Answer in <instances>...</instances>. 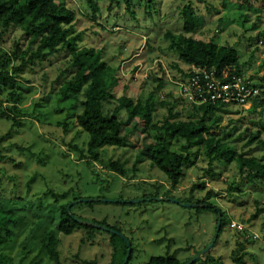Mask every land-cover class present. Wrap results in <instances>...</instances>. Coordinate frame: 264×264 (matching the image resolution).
Returning <instances> with one entry per match:
<instances>
[{
    "label": "rangeland",
    "instance_id": "obj_1",
    "mask_svg": "<svg viewBox=\"0 0 264 264\" xmlns=\"http://www.w3.org/2000/svg\"><path fill=\"white\" fill-rule=\"evenodd\" d=\"M96 1L98 13L87 0H67L77 12V32L84 33L80 46L101 49L103 60L119 69L115 96L146 98L156 90L155 120L169 114V106L160 105V100L169 101L177 116L172 119L188 120L196 111L179 90L182 78L178 80L180 72L174 67L179 63L188 71L191 66L179 60L166 37L169 30L180 31V11L186 4L197 13L195 37L237 47L243 73L256 81L264 78V11L257 7H240L239 0H155L151 8L148 0H132L133 14L127 0ZM17 37V30L7 35L5 48ZM69 62L68 53L61 52L26 66L0 92V206L6 204L18 216L11 226L14 236L0 246V254L10 258L7 264H110L113 242L122 248L127 241L132 245L128 264H148L153 256L167 253L192 259L214 241L219 214L146 197L168 190L177 197L204 199L226 214L208 252L217 261L237 264L242 256L247 264H264V179L250 180L237 161L211 164L199 144L174 187L149 160L135 165L151 142L135 118L123 128L126 143L104 145L94 160L88 151L89 134L77 121L81 109L75 95L63 98L59 91L74 70ZM159 78L163 84L156 89ZM12 90L20 95L18 110L10 108ZM250 108L229 105L219 110L222 117L212 131L238 154L264 163V106L257 112ZM171 147L179 148L180 143L174 140ZM113 160L124 164L125 175L112 169ZM98 198L106 201H81ZM66 203H74L72 211L80 219L119 228L111 227L119 236L100 227H78L64 234L59 224ZM233 220L243 229L233 227ZM52 235L58 239L59 262L47 247ZM202 257L196 264H214Z\"/></svg>",
    "mask_w": 264,
    "mask_h": 264
},
{
    "label": "trees",
    "instance_id": "obj_2",
    "mask_svg": "<svg viewBox=\"0 0 264 264\" xmlns=\"http://www.w3.org/2000/svg\"><path fill=\"white\" fill-rule=\"evenodd\" d=\"M87 2L95 13L99 12L100 8L96 0H87ZM148 5L151 8L155 6V0H148ZM239 6L257 7L260 11H264V0H239ZM127 8L135 14L132 10V0H127ZM152 14L151 12L150 15ZM179 18L182 21L180 31L169 30L166 32V37L170 40L169 48L178 53L180 61L191 67L207 70L230 68L233 73L244 74L237 47L218 44L213 39L206 40L193 35L198 25L197 13L191 4L182 7ZM76 20L77 12L69 6L67 0H0V92H3L7 85H12L17 73L22 72L26 66L41 64L45 60H51V57L58 53L67 52L70 57L69 66L74 67V70L71 77L65 78L62 82L59 91L63 98L71 94L75 95L81 109L77 115V121L89 134L88 151L94 160L99 159L100 148L104 145L110 143L122 147L126 143L127 137L123 135V128L135 118L138 119L139 126L143 127L142 130L147 138L151 140L147 146L146 156L139 154L135 165L149 160L152 165L167 175L174 187L181 182L183 167L192 161L194 154L192 148L199 144L205 146V154L209 157L211 164L216 161L228 163L237 161L241 172L247 171V177L250 180L264 179V163L255 157L238 154L235 146L219 138L218 133L212 131L222 117L218 111H224L228 104H191L196 110L192 113L194 118L182 120L172 119L177 116L169 101L160 100V105L169 106V114L162 120H155L156 90L151 91L146 98L135 99L130 95L115 96L113 90L118 84L119 69L103 60L101 49L80 46L84 33L77 32ZM13 30H17L18 37L6 49V36ZM174 67L180 72L179 79L190 75L179 63H175ZM68 70L63 75H66ZM251 78L256 80L253 76ZM258 83L261 95L255 98L251 105L250 109L253 112H257L259 107L264 106V78H259ZM162 84L163 78H159L156 89ZM9 95V99L13 102L10 106L11 110H18L20 95L17 90H12ZM255 139L256 137L251 135V141ZM174 140L180 143L179 148L171 147ZM72 146L77 148L75 145ZM142 159L144 160L141 161ZM110 165L122 175L126 174L123 163L113 160ZM159 195L173 197L184 203H197L199 205L195 207L198 210H213L216 214L221 211L223 223L219 232L220 236L226 215L220 208L193 196L177 197L170 190L165 195L156 193L146 197L156 200L155 198ZM68 204L61 206L59 227L64 234H72L78 227L96 228L80 223L76 219L80 216L74 214L72 208L71 212H68ZM200 204H207V206ZM17 222L18 216L15 210L8 208L6 204L1 205L0 246L12 239L14 231L11 226ZM99 224L120 231L119 228L105 221ZM114 234L119 236L117 232ZM49 239L48 250L59 262L58 239L53 235ZM113 245L115 251L110 264H123L129 248L128 244L125 243L122 248L114 242ZM190 259L183 261L175 254L167 253L153 256L148 264H185ZM200 259L192 264H196ZM203 259H209L214 264H223L210 253H207L205 258L202 257ZM8 260H10L8 256L0 254V264H7ZM237 264L247 263L241 256Z\"/></svg>",
    "mask_w": 264,
    "mask_h": 264
},
{
    "label": "built area",
    "instance_id": "obj_3",
    "mask_svg": "<svg viewBox=\"0 0 264 264\" xmlns=\"http://www.w3.org/2000/svg\"><path fill=\"white\" fill-rule=\"evenodd\" d=\"M187 73L190 75L181 79L179 90L192 105H252L254 99L261 95L258 81L245 74L233 73L230 68L207 70L192 66ZM231 225L243 229V225L234 220Z\"/></svg>",
    "mask_w": 264,
    "mask_h": 264
},
{
    "label": "water",
    "instance_id": "obj_4",
    "mask_svg": "<svg viewBox=\"0 0 264 264\" xmlns=\"http://www.w3.org/2000/svg\"><path fill=\"white\" fill-rule=\"evenodd\" d=\"M157 200H171V201H175V202H180L178 201L176 198H173V197H168V196H158L156 197ZM92 200H96V201H106L105 199H82L81 201H92ZM75 203V202H74ZM73 203V204H74ZM181 204L183 205H187V206H192V207H195V206H198L199 204L197 203H184V202H180ZM69 205L68 206V212H71V207L72 205ZM201 206H207V204H200ZM219 219H218V223H217V233H216V236H215V239L214 241L209 245L207 246V248L203 249L201 252H199L194 258L190 259L188 262H186L185 264H192L194 263L196 260L200 259L202 256H204L206 253H208L211 248L214 246L216 240L218 239V236H219V232L221 230V227H222V223H223V213L221 211H219ZM80 223L82 224H87V225H92V226H95V227H100V228H104L106 230H109V231H112L113 233H115L116 231L114 229H111L110 227L108 226H103L99 223H95V222H89V221H86V220H83V219H80V218H76ZM118 233V232H117ZM119 234V233H118ZM127 244H128V251H127V255L125 257V260L123 262V264H128L129 260H130V257L132 255V245L129 241H127Z\"/></svg>",
    "mask_w": 264,
    "mask_h": 264
}]
</instances>
